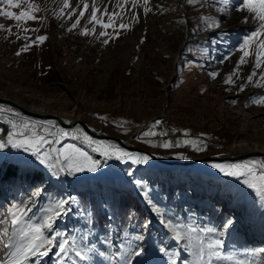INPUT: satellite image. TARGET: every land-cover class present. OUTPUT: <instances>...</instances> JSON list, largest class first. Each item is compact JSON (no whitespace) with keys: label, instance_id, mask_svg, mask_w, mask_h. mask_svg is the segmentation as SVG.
<instances>
[{"label":"rangeland","instance_id":"1","mask_svg":"<svg viewBox=\"0 0 264 264\" xmlns=\"http://www.w3.org/2000/svg\"><path fill=\"white\" fill-rule=\"evenodd\" d=\"M19 2V8L0 3V11L17 16L28 12L37 19L25 22L26 17L17 21L0 15V96L59 115L67 122L85 120L99 133L118 136L163 157H237L247 151L264 152V106L252 99L264 96V64L249 83L247 77L255 63L250 56L232 82L225 83L242 55L238 45L258 23L246 11L232 10L239 0H228L227 5L224 0H197L194 4L149 0L147 5L136 0L135 7L132 0H68L67 7L64 0ZM93 5L100 10L98 17L105 9L121 14L114 18L118 39L104 44L108 37L98 38L104 30L99 25H95L96 34L81 35L94 27L89 23ZM145 7L151 11L145 13ZM80 11H85V17L72 29ZM134 16L139 17L138 22ZM202 18H214L219 27H210V21ZM103 20L107 22L108 16ZM121 23L128 24L129 30L120 29ZM107 32L115 35L112 28ZM41 35L47 37L43 43L37 39ZM24 45H31L26 52L21 51ZM253 50L255 43L250 46ZM213 72L218 74L215 78L209 75ZM0 107L18 112L7 105ZM0 130L4 137L10 125L0 121ZM148 132L156 135L145 136ZM165 141L174 145L179 141L180 146H154ZM185 141H197V145ZM62 143L76 144L100 167L57 179L38 163L20 170L18 158L28 156L22 150L0 149L2 173L8 166L17 169L10 178L0 174V218L13 205H28L35 221L45 214L41 210L54 208L55 200L71 194L76 198L74 211L56 222L55 231L85 237L81 246L96 249L89 261L73 257L75 264H121L115 255L123 252L120 246L135 247L141 243L135 237L141 234L147 252L140 259L145 264H170V256L159 252L161 247L169 254L179 252L177 264H201L198 237L202 234L193 228L224 231L222 237L218 232L215 235L224 241L221 253L232 259L213 260V264H264V254L245 251L264 247V197L248 188L243 178L225 176L212 167L256 162L259 171L264 155L236 163H202L182 171L151 160L136 165L106 159L101 151H92L76 139L65 138ZM129 170L134 172L132 178L126 175ZM132 179L145 182L153 205L146 202ZM39 188L43 193L33 195ZM85 209L90 216L79 215ZM163 218L180 226L178 231L184 237L180 243L160 223ZM229 218L235 223L224 230L222 225ZM145 222L147 228L142 227ZM58 260L53 249L48 257L32 258L28 264H58ZM59 264H73V260Z\"/></svg>","mask_w":264,"mask_h":264},{"label":"snow or ice","instance_id":"2","mask_svg":"<svg viewBox=\"0 0 264 264\" xmlns=\"http://www.w3.org/2000/svg\"><path fill=\"white\" fill-rule=\"evenodd\" d=\"M149 0H144L145 5H147ZM189 4H194L197 0H186ZM0 3L6 4L10 7L19 8L21 4L19 0H0ZM228 0H224V4L227 5ZM65 7L68 6V0H64ZM133 7H135L136 0H132ZM203 6V5H202ZM83 8L87 10L89 5L87 3L83 4ZM33 11H38V9L33 8ZM234 11H246L251 15V18L258 23L255 24L254 29L249 33L248 36L238 45L237 50L242 53L239 61L236 64V68L233 73L229 75L225 83L232 82V76L237 75L241 65L248 63V58L254 56V70L248 75L247 80L249 83L252 82L253 77L257 75L256 69H260L261 65L264 64V0H239V4L232 8ZM100 11L96 9L93 5L91 15L89 17V23H93L94 27L92 29H85L81 32V35L87 36L89 34H96L95 25H99L103 31L98 34L99 37L107 36L103 43L108 44L110 40L119 38V31L115 27V17H120L121 14L118 12H108L105 9L100 17L97 16V12ZM145 13L150 12L151 9L148 7L144 8ZM0 15L7 16L10 19H15L17 21L22 18H27V20H36L37 17L28 13L21 12L19 16L14 15V13L2 12ZM108 16V21L103 20V16ZM85 17V11H80L79 16L75 23L72 24V29L77 28L80 25L81 19ZM122 18V17H121ZM134 20L138 22L139 17L134 16ZM206 22L210 21V27H219V21L214 18H202ZM245 23L248 22V18H245ZM2 27V26H0ZM129 25L121 23L119 25L120 29L129 30ZM112 28L115 35H109L107 29ZM72 29H69L71 31ZM40 43H43L47 37L41 35L38 38ZM35 43V41L33 42ZM143 43V41H141ZM255 43V50L250 51V46ZM31 45H24L21 51H28ZM18 56L21 52L16 53ZM230 58V57H228ZM223 62V61H221ZM210 76L215 78L218 74L213 72L209 73ZM264 78V74H262ZM259 86V85H257ZM240 90H244V86H240ZM254 103H259L264 106V96L253 97ZM5 111L11 112V109L0 108V113ZM14 115L19 116V113H14ZM10 130L6 132V136L0 137V149H5L11 147L13 149H20L28 156H21L17 160V166L22 171H27L28 165L39 164L45 166L51 175L57 179H62L63 176L75 175L81 172H95L100 167L98 162L84 151L82 148L78 147L76 144L62 143L65 137L72 135L71 133L65 131L64 129L57 128L55 131L49 128H45L43 131L38 129L36 125L28 120H21L17 122L16 120H9ZM51 124V122H48ZM157 124L159 121L156 122ZM3 131V130H0ZM83 142L92 147V151H101V154L105 156L106 159H116L122 160L125 163H131L136 165L148 164L152 157L148 154L142 153H130L124 149H118L113 145H103L98 141L93 140L86 133H82ZM156 135L154 132H148L144 134ZM187 135V134H186ZM74 139H78L79 136H73ZM184 143L197 145V141H185ZM59 146V147H58ZM158 147L169 148L173 146H180V142L177 141L174 144L165 141L160 145H154ZM196 150H201L199 146ZM119 154H116V153ZM34 158V159H30ZM187 159V157H181ZM213 168L219 170L225 176L235 177L236 179L243 178V183L250 189L254 190L257 195L264 197V163H259L257 171L256 162H245L244 164H213ZM129 178L134 176V172L129 170L126 172ZM137 188L142 190V195L146 198V202L149 205H153V201L149 195V191L142 179H132L130 180ZM44 189L39 188L33 192V195L39 196L43 193ZM76 198L69 194L67 197L55 200L54 208L48 210H41L45 212L44 215L40 216L35 221L29 216L32 211L31 207L28 205L17 206L13 205L7 210L6 214L0 218V264H28V261L32 258H44L48 257L49 254L55 249V256L59 258L60 261L75 260L73 257L78 258L80 261H89L92 259L91 254L96 252L95 246L90 248H84L80 244V240L85 237L77 238L75 234L61 233L55 231V224L58 220L69 216L74 211V203ZM159 211V209H156ZM50 213V214H49ZM79 215H91L87 210H83ZM160 223L165 226L170 232L174 233L173 239L177 243L183 240V236L180 231H178L179 225L173 223L172 220L163 218ZM235 221L232 218L227 219L222 228L224 230H230L234 225ZM143 228L148 227V222H145L142 226ZM193 232L198 231L202 235L198 237L200 241V248L198 253V260L201 264H213V260H231V256L223 255L220 249L224 246V241L221 238H217L218 230L215 228H193ZM213 234L212 238L208 239V235ZM224 231H219L218 236L222 237ZM136 241H140L138 245L133 247L131 244L126 248H123L122 253L115 254L120 260L121 264H145L141 257L146 255L147 249L143 245L144 236L137 235L135 237ZM106 243L111 244V241H106ZM245 251L251 252L254 256L258 254H264V247L258 249H245ZM159 252L165 256H170V264H177V259L179 258V252H173L169 254L167 248H159ZM100 256H104L103 252L99 253ZM39 264V261H37ZM240 264H245V262H240Z\"/></svg>","mask_w":264,"mask_h":264},{"label":"water","instance_id":"3","mask_svg":"<svg viewBox=\"0 0 264 264\" xmlns=\"http://www.w3.org/2000/svg\"><path fill=\"white\" fill-rule=\"evenodd\" d=\"M0 103H5L7 105H10L11 107L15 108H20L19 104L15 103L14 101H11L9 99H0ZM41 118H47V119H56L60 125L63 127H73L75 125H81L83 129L88 133L90 136L99 138V139H108V140H113L118 142V144L126 149L127 151L134 152V153H142V154H148L152 157V161L154 163H157L160 166H165V167H173V166H181V167H192L195 165H199L202 163H209V162H235L238 161L239 159L247 158V157H254V156H261L264 155V152L262 151H256L255 153L247 154L245 156H237L238 158H233L230 156L226 157H217V156H212V157H195V158H190V159H178V158H172V157H163L160 156L159 154H156L155 152L134 146L130 143L124 142V140L118 136L110 135V134H100L97 132L87 121L85 120H79L78 122H73V123H66L64 120H62L58 115L54 114H46V115H40Z\"/></svg>","mask_w":264,"mask_h":264},{"label":"bare ground","instance_id":"4","mask_svg":"<svg viewBox=\"0 0 264 264\" xmlns=\"http://www.w3.org/2000/svg\"><path fill=\"white\" fill-rule=\"evenodd\" d=\"M0 99H9V98L0 96ZM9 100L14 101L15 103L19 104L20 107H22V109H20L18 107L17 108L11 107L10 105H7L5 103H0V105H3V106H6L7 105V107H10L12 109L18 110V112H15V111H11V112L5 111L3 113H0V121L1 122L10 125L8 123L9 120H16L17 122H19L21 120H28V121L34 123L36 125V127L38 129H40L41 131H43L45 128L52 129L53 131H55L57 128H60V129H64L65 131H67V132H69V133L72 134V135H70L68 137H65V138L74 139L73 136H79V138L76 139V140L83 141V135H82V133H86V131L83 129V127L81 125H75L76 127L75 126H73V127H63L62 125H60V123L56 119H47V118H41L40 117V115H46V114H49V113H44L40 109H37V110H35V109H29V108L25 107L24 105L16 102L15 100H12V99H9ZM0 108L6 109L5 107H0ZM14 113H19L20 115L19 116H16V115H14ZM72 113H74V110L72 111ZM54 115H56V114H54ZM60 118L62 120H64L66 123H68V124L73 123V122H78L79 120H81V119H75V120H73L71 122H67L62 117H60ZM48 122H51V124H49ZM86 134L89 137H91L93 140L98 141V142H100L101 144H103L105 146H107V145H113V146H115L118 149H124L116 141L108 140V139H102V138L99 139V138H95V137L90 136L88 133H86ZM100 134H103V133H100ZM124 150H126V149H124ZM256 151L257 150H253L252 152L251 151H247V152L241 154L240 157L241 156H245L247 154L255 153ZM258 151H260V150L258 149ZM128 152H130V151H128ZM130 153H134V152H130ZM116 154H119V153L117 152ZM230 157H233V156H230ZM233 158H238V157H233ZM234 163H236V162H234ZM173 168L174 169H179V170H182V171H183L184 168L185 169H190V167H181V166H173Z\"/></svg>","mask_w":264,"mask_h":264},{"label":"trees","instance_id":"5","mask_svg":"<svg viewBox=\"0 0 264 264\" xmlns=\"http://www.w3.org/2000/svg\"><path fill=\"white\" fill-rule=\"evenodd\" d=\"M96 158L100 159L101 156H96ZM16 171H17L16 166H15V167H14V166H8V167L5 169L4 173H2V171L0 170V174L2 173V174H3L2 176H3L4 178H8V177L10 178V176H11L12 174L16 173ZM101 218L105 219V216L102 215ZM105 220H106V219H105ZM101 224H102V223H101ZM98 240H99L98 237H96V238H95V241L97 242Z\"/></svg>","mask_w":264,"mask_h":264}]
</instances>
